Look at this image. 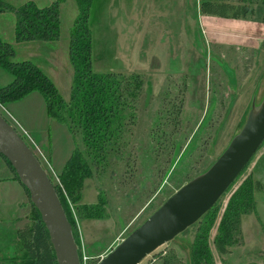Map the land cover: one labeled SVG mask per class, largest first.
Returning <instances> with one entry per match:
<instances>
[{"label":"rangeland","instance_id":"1","mask_svg":"<svg viewBox=\"0 0 264 264\" xmlns=\"http://www.w3.org/2000/svg\"><path fill=\"white\" fill-rule=\"evenodd\" d=\"M3 1L14 7L29 0ZM32 1L43 7L55 0ZM58 11L59 38L52 42L57 51L52 68L44 63V51L32 47L37 41L31 47L25 43L15 46L11 37L15 17L8 9L0 11V34L9 39L17 60L39 65L67 100L73 73L67 57L68 31L77 14L75 1L60 0ZM88 20L93 70L140 80L125 111L131 116L124 119L116 142L108 145L106 157L97 163L84 152L92 168L77 204L100 201L101 214L87 217L79 213L66 193L59 172L74 140L64 123L46 115L38 93L12 104L0 102V115L18 132L16 125L21 122L16 117L33 126L28 130L21 124L34 142L19 135L65 197L79 260L96 264L98 255L138 227L181 184L208 168L240 129L251 100L262 97L264 18L263 5L256 0H93ZM10 79L0 68V87ZM43 128L59 144V151L54 152L56 162L34 138ZM0 157L7 174L18 181L8 160ZM59 158L64 162L58 163ZM258 162V166L264 164V140L207 216L213 220L206 243L214 264H264V210L260 206L258 218L253 212L239 217L231 243L219 249L214 240L229 197L246 177L253 181ZM22 187L19 219L7 225L0 222V264H54L38 209ZM202 226L195 221L138 263L193 264L190 244Z\"/></svg>","mask_w":264,"mask_h":264},{"label":"trees","instance_id":"2","mask_svg":"<svg viewBox=\"0 0 264 264\" xmlns=\"http://www.w3.org/2000/svg\"><path fill=\"white\" fill-rule=\"evenodd\" d=\"M59 1L55 0L43 7H38L32 0H29L13 7L0 0V11L8 9L14 13L15 41H53L59 38ZM74 1L77 6V14L68 31L67 46L68 60L73 71L69 98L65 100L58 93L51 79L32 61L12 60L14 56L12 44L0 38V68H3L11 77L8 84L0 87V102L17 101L32 91L42 95L46 115L61 124L64 123L74 140V147L63 163L59 179L66 193L76 204L75 207L80 208L79 213L82 212L87 217H95L101 214L100 201L93 205L77 204L84 178L90 176L92 168L86 160L84 152L90 161L94 160L97 163L106 157V151H109L108 145L116 142L125 123L124 119L131 116V112L126 114L125 111L131 105L140 80L136 76V78L132 76L128 79L110 72L101 73L93 70L88 20L93 0ZM256 2L263 5L264 18V0H256ZM78 141L81 142L83 151ZM11 168L13 169V167ZM252 188V179L246 177L229 197L217 228L218 232L214 237L219 249L232 242L233 230L239 223V217L254 212ZM54 189L68 222L73 226L74 223L65 197L55 185ZM212 209L213 206L196 221L203 226L196 231L190 244L193 264H214L206 243L207 230L213 221L211 217L208 220L207 216ZM37 213L39 216L38 210ZM39 221L48 237L47 230L40 218ZM51 249L50 257L55 260L52 246ZM54 264H57L56 260Z\"/></svg>","mask_w":264,"mask_h":264},{"label":"water","instance_id":"3","mask_svg":"<svg viewBox=\"0 0 264 264\" xmlns=\"http://www.w3.org/2000/svg\"><path fill=\"white\" fill-rule=\"evenodd\" d=\"M250 107L240 129L202 172L180 185L138 227L128 231L96 264H136L156 246L192 225L212 207L264 140V94ZM0 154L28 191L48 232L57 264H80L77 244L45 170L11 124L0 115Z\"/></svg>","mask_w":264,"mask_h":264},{"label":"crops","instance_id":"4","mask_svg":"<svg viewBox=\"0 0 264 264\" xmlns=\"http://www.w3.org/2000/svg\"><path fill=\"white\" fill-rule=\"evenodd\" d=\"M45 5H47V4H45ZM40 7H42V6H40ZM0 14H1V12H0ZM13 30H14V25H12L11 37L13 39V43L15 44V46H18L20 43L30 44V43H33L34 41H37V43H39V44H36L34 46H32L33 44H30V45H27V46L36 47V48H38L39 51H44V53H45L44 58L46 57L45 58L46 60H45L44 63H47L48 65H51V66H48V68L54 67V65H53V62L55 61L54 60L55 59L54 58V52H57L55 50V44L52 43L54 41H48V40H44V41H41V40H30V41H21V42L15 41V38L13 37V32H14ZM0 38L5 40V41L9 40V39H7L5 37H2L1 34H0ZM15 56H16V52H15ZM15 56L13 57L14 61L17 60L15 58ZM67 57H68V54H67ZM17 61H20V60H17ZM40 69L42 70L41 67H40ZM43 73H44V71H43ZM45 75H47V74H45ZM34 93H38V92L32 91L31 93L27 94L26 96H28V95H38L39 94V93L38 94H34ZM39 95L43 99L42 95L41 94H39ZM26 96H24V97H26ZM24 97H22V98H24ZM22 98H20V99H22ZM20 99H18V100H20ZM14 102H16V101H14ZM12 103L13 102H10V104H12ZM43 103H44V99H43ZM44 106H45V103H44ZM45 113H46V111H45ZM16 118L28 130H30L33 127V126H31V125H29L27 123H24V121H22V119H20L18 117H16ZM44 132H45V130L43 128L38 133L36 132L34 138H36V140L41 145L46 146L45 149H46V152L49 153L50 159L52 161L56 162V155L54 154V152L56 151V149H58V151H59V144L57 143L56 140H54V139L52 140L48 136V134L44 133ZM68 148H69V146L67 145V150H68ZM68 152H70V151H68ZM58 155H59V153H58ZM65 156L66 155H64L63 158ZM62 159L59 158L58 159V163ZM63 162H64V159H63L62 163ZM3 164H4L3 158L0 157V222L6 223L5 225H7L8 222L10 223L12 221H16V220L19 219V217H18V213L19 212H18L17 209H18V204L21 202V195H22V188L23 187L21 185V182H19V180L17 181V180H15L12 177L11 174H7L9 172H8L7 168L3 166ZM258 164H259V162L255 165L254 171H253V174H252V177H253V188H252V191H253V200H254V204H253L254 212H253V214L254 215L257 214V207L258 206H260V210L261 209L264 210V164L263 165H259V166H258ZM9 170H10V168H9ZM255 217H257V215ZM5 233H6V231H5ZM2 235H3V233L0 234V237H2ZM4 235H6V234H4ZM17 237H18V235H17Z\"/></svg>","mask_w":264,"mask_h":264},{"label":"built area","instance_id":"5","mask_svg":"<svg viewBox=\"0 0 264 264\" xmlns=\"http://www.w3.org/2000/svg\"><path fill=\"white\" fill-rule=\"evenodd\" d=\"M11 118H12V116H11ZM12 119H13V118H12ZM13 120H14V119H13ZM14 122H15V124H17L16 121H14ZM8 123L11 124V125L13 126V128L15 129L16 132H18V131L16 130L14 124H12V123L9 122V121H8ZM16 126L20 128V129H19L20 131H19L18 133H19L21 136H23V137L26 136V137L29 138L32 142H34L33 138L29 137L28 133H27L26 130L21 126V124H17ZM43 156H44V155H43ZM44 158H45V157H44ZM102 256H103L102 254L98 255V257H97V261H98V260L100 259V257H102ZM97 261H96V262H97ZM80 262H81L80 264H85V261H84V260H80ZM137 264H139V263L137 262Z\"/></svg>","mask_w":264,"mask_h":264},{"label":"bare ground","instance_id":"6","mask_svg":"<svg viewBox=\"0 0 264 264\" xmlns=\"http://www.w3.org/2000/svg\"><path fill=\"white\" fill-rule=\"evenodd\" d=\"M6 120V119H5ZM7 121V120H6ZM8 122V121H7ZM12 126V125H11ZM13 127V126H12ZM14 129V128H13ZM15 130V129H14ZM16 132V131H15ZM17 134H18V136H20L19 135V133L18 132H16ZM21 137V136H20ZM25 143H26V141H25ZM27 144V143H26ZM28 145V144H27ZM31 150V149H30ZM31 152H32V150H31ZM34 154V153H33ZM2 155V154H1ZM3 156V155H2ZM4 157V156H3ZM37 158V157H36ZM37 161L39 162V160L37 159ZM39 164H40V166H42L41 165V163L39 162ZM43 168V167H42ZM45 173H46V175H47V172H46V170H45ZM47 178H48V175H47ZM48 180H49V178H48ZM79 262H80V260H79ZM137 264V263H136Z\"/></svg>","mask_w":264,"mask_h":264}]
</instances>
